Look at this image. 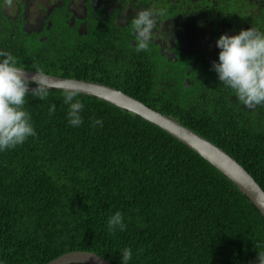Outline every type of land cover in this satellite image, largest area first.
Wrapping results in <instances>:
<instances>
[{
	"label": "trees",
	"instance_id": "obj_1",
	"mask_svg": "<svg viewBox=\"0 0 264 264\" xmlns=\"http://www.w3.org/2000/svg\"><path fill=\"white\" fill-rule=\"evenodd\" d=\"M206 2L197 8L189 0L191 9L184 10L191 50L198 11L207 14L197 18L201 25L232 14L235 25L247 21L264 33V0ZM130 4L131 18L139 12L134 8L150 5ZM3 9L0 2V52L19 67L131 95L229 153L264 190V103L247 108L212 65L191 57L188 44L173 60L156 48L137 52L118 43L112 28L110 35L96 27L106 17L101 10L84 21L86 34L68 24L43 41L38 33L14 31ZM104 23L116 27L114 19ZM209 68L216 77L208 85ZM76 100L84 104L79 127L69 123L63 90L49 89L46 100L30 93L24 110L36 135L0 150V264H47L72 251L122 264L124 248L132 251L128 264H256L264 217L231 180L152 122L93 96L79 93ZM99 118L103 126H93ZM117 211L126 230L113 234L108 219Z\"/></svg>",
	"mask_w": 264,
	"mask_h": 264
},
{
	"label": "clouds",
	"instance_id": "obj_2",
	"mask_svg": "<svg viewBox=\"0 0 264 264\" xmlns=\"http://www.w3.org/2000/svg\"><path fill=\"white\" fill-rule=\"evenodd\" d=\"M6 2L12 4V0ZM157 15H163V10L149 8L140 10L132 18L137 52L148 50ZM217 47L221 49L219 62H214L213 67L223 85L234 90L237 99L249 109L264 103V33L250 28L234 36L224 34L218 39ZM0 57H4L0 60V150H7L36 135L24 105L30 93L34 98L47 99L49 78L39 69L29 74L17 65L15 57L8 52H0ZM33 83L37 87L30 88ZM63 92L64 104L69 105V123L79 127L83 123L81 112L84 104L79 100L73 102L79 93L73 90L71 84H66ZM55 111L56 105L53 104L49 115ZM96 125L103 126L102 118L93 121V126ZM117 228L126 230L119 211L108 219L109 232L114 234ZM259 247L255 244V248ZM121 256L122 264H128L132 258L131 249L124 248ZM256 264H264V251H258Z\"/></svg>",
	"mask_w": 264,
	"mask_h": 264
},
{
	"label": "flooded vegetation",
	"instance_id": "obj_3",
	"mask_svg": "<svg viewBox=\"0 0 264 264\" xmlns=\"http://www.w3.org/2000/svg\"><path fill=\"white\" fill-rule=\"evenodd\" d=\"M132 1L136 4L140 2V0H17L16 8L11 9V11H18L16 17H14L15 12L11 15L7 8L3 9V12L10 21L14 22L11 28L16 32L26 30L30 34H43L45 26L47 27V31H50L52 28L61 27L62 25L68 26L70 24L72 27H77V33L86 34L88 26H86L84 21L91 19L93 15H96L101 10V15L105 14L106 17H104V20L102 19L100 22L95 23L97 24L96 27L105 30L109 34V28H112L118 43L131 44L136 47L135 34L131 28L132 18L129 13L132 9V4H130ZM150 1L148 0L150 5L147 8H134V11L149 8L157 11L163 10V15L155 17L156 24L152 31L149 47L156 48L158 53L162 57L167 58V60L184 56L186 52L184 46L188 44L189 39V35L183 29L185 21H187L184 10L191 9V4L197 8H204L207 5L206 0H190L191 4L189 0ZM25 4L28 5V9L33 10L32 16L29 11L26 13ZM255 6L258 8V1H256ZM117 8L120 10V13L116 12ZM231 16L232 14H229L224 16L223 19L220 18L219 20L209 22V25H201L198 19L205 21L207 14L205 11L197 12L196 17L198 19L195 18L192 26L194 37L192 50L190 49V44L188 45L191 57L197 60L204 68L212 65L213 69L215 56H212V53L215 34L217 37L221 34L231 36L235 27H238V30L252 28L247 21L235 25L234 19ZM107 19H114L116 27L107 26L104 23ZM172 19H176V25L171 23ZM52 20H56V22L53 24ZM219 28L220 30L218 31ZM46 38L47 36H44L42 40ZM215 77L216 75H213L209 68L207 80L212 79L208 85L211 84ZM190 82L186 80L188 86ZM226 88L229 87L226 86ZM216 89H218V85H215L213 90Z\"/></svg>",
	"mask_w": 264,
	"mask_h": 264
},
{
	"label": "water",
	"instance_id": "obj_4",
	"mask_svg": "<svg viewBox=\"0 0 264 264\" xmlns=\"http://www.w3.org/2000/svg\"><path fill=\"white\" fill-rule=\"evenodd\" d=\"M25 71L29 74L35 72L30 70ZM44 74L49 78V89L63 90L66 84H71L73 86V90L78 93L93 96L109 102L159 126L222 172L238 187V189L250 200V202L264 217L263 188L243 165H241L229 153L210 142L205 137L184 126L176 119L156 111L155 109L147 106L145 103L117 88L92 81L64 78L46 73ZM78 263L112 264L99 254L88 251L68 252L47 264Z\"/></svg>",
	"mask_w": 264,
	"mask_h": 264
},
{
	"label": "crops",
	"instance_id": "obj_5",
	"mask_svg": "<svg viewBox=\"0 0 264 264\" xmlns=\"http://www.w3.org/2000/svg\"><path fill=\"white\" fill-rule=\"evenodd\" d=\"M0 2L1 3H5V0H0ZM4 3L2 4V6H3V8L4 9H6V6H8V7H10L8 4H7V2L5 3V5H4ZM16 3H17V0H16ZM25 10H26V13L29 11L30 12V14H31V16H32V11H31V9H28V5H26L25 4ZM11 8V7H10ZM13 12H15V11H13ZM11 12H9V14H10ZM53 21V24L56 22V20H52ZM56 29L58 28V27H55ZM52 29H54V28H52ZM51 29V30H52ZM51 30L50 31H47V27L45 26V28H44V33L43 34H39L40 35V38H41V40H42V38L44 37V36H47V38H48V33H50L51 32ZM235 34H232L231 36H234ZM47 38L46 39H43V41H45V40H47Z\"/></svg>",
	"mask_w": 264,
	"mask_h": 264
},
{
	"label": "rangeland",
	"instance_id": "obj_6",
	"mask_svg": "<svg viewBox=\"0 0 264 264\" xmlns=\"http://www.w3.org/2000/svg\"><path fill=\"white\" fill-rule=\"evenodd\" d=\"M4 3V2H3ZM3 3H1V4H3ZM5 3H6V0H5ZM5 3H4V5H5ZM9 5V4H8ZM6 6V5H5ZM10 7H8V6H6V8L11 12L10 14L12 15V14H14V12L13 11H15V14H14V17H16L17 16V13H18V11H16V10H12L11 11V9H15L16 8V0H12V4L11 5H9ZM31 11H32V9H31ZM36 11H37V9H36ZM243 15V14H242Z\"/></svg>",
	"mask_w": 264,
	"mask_h": 264
}]
</instances>
